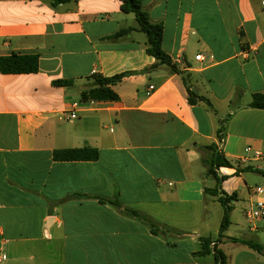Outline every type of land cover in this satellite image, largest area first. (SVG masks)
I'll return each mask as SVG.
<instances>
[{
    "label": "crops",
    "instance_id": "1",
    "mask_svg": "<svg viewBox=\"0 0 264 264\" xmlns=\"http://www.w3.org/2000/svg\"><path fill=\"white\" fill-rule=\"evenodd\" d=\"M53 1L0 0V57L39 56L37 73L0 71V264H214L217 250L228 264H264V219L245 216L264 202V110L249 106L264 93V0H143L182 74L144 72L156 59L120 0ZM123 29L132 30L112 38ZM125 72L112 87L118 101L82 99L93 77ZM184 78L216 112L189 103ZM213 144L233 164L216 170L235 195L220 240L224 207L206 164ZM85 147L98 160H54L55 150ZM114 196L181 236L153 235L97 200ZM202 239L212 253L194 256Z\"/></svg>",
    "mask_w": 264,
    "mask_h": 264
},
{
    "label": "trees",
    "instance_id": "2",
    "mask_svg": "<svg viewBox=\"0 0 264 264\" xmlns=\"http://www.w3.org/2000/svg\"><path fill=\"white\" fill-rule=\"evenodd\" d=\"M73 0H54L53 4H66ZM122 2V11L125 13L134 14L138 24V30L146 34L148 41L147 53L156 59V64L145 70L144 72H149L155 70L158 66H166L171 72L182 74L180 69L173 64L172 59L163 50V37L164 28L163 24L159 22H153L148 14L143 8V0H120ZM132 29H123L117 33L112 38H119ZM0 71L5 75H18V74H34L39 71V56L38 55H16L12 54L10 56L0 57ZM133 74L132 72H125L113 77L105 78L102 76H95L92 79L91 85L82 91V99L84 101L92 100L96 102H115L119 100V96L113 91L112 87L120 83L124 78ZM184 84L188 92V100L191 105H196L198 102H205L210 109L216 112L210 103V101L204 97L197 95L194 90H192L186 83V78L183 79ZM72 81H55V86H71ZM253 109L264 110V93H259L253 95L252 101L249 105ZM221 127L218 130V136L222 138ZM207 149L211 152L209 158L206 160L208 166V175L215 178L217 181L216 187L212 190L213 195L218 197L219 202L224 207V215L220 227V240L223 233L228 229L231 224V213L234 209L231 202L235 200V195L228 196L221 189V184L225 177H219L216 170L222 167L231 168L233 164L228 161L225 157L220 155L217 151L216 146L210 145ZM54 160L58 162H69V161H96L99 158V152L97 149L92 147H85L82 149H65V150H55L53 154ZM264 174V172H263ZM75 199L89 198L87 196L75 195ZM102 204L111 205L116 208L122 215L137 219L141 223L145 224L150 228L153 235L156 236H166L168 234L181 236L178 231L159 227L151 217L139 212L138 210L125 207L120 201L118 196L113 198H98L97 199ZM235 242H240L251 249L262 252V247L251 240L245 239H233ZM201 249L194 256H207L212 253L210 246L212 241L210 239L201 240ZM215 263L214 264H228L227 258L222 251H214Z\"/></svg>",
    "mask_w": 264,
    "mask_h": 264
},
{
    "label": "built area",
    "instance_id": "3",
    "mask_svg": "<svg viewBox=\"0 0 264 264\" xmlns=\"http://www.w3.org/2000/svg\"><path fill=\"white\" fill-rule=\"evenodd\" d=\"M197 61H203L204 57L202 55H198L196 57ZM173 62V61H172ZM177 63H180V61H177ZM175 64V63H174ZM77 109H78V104H73L70 110L66 111L67 119L68 120H75L77 119ZM248 151H251V148L248 149ZM257 157H260V153H256ZM246 158H240V162H244ZM256 192L262 193L263 189L262 188H257ZM246 218L248 219L249 222L253 223L258 220L264 219V202L258 201L255 206L249 208L246 213H245ZM7 259L6 255H0V263L5 261Z\"/></svg>",
    "mask_w": 264,
    "mask_h": 264
},
{
    "label": "rangeland",
    "instance_id": "4",
    "mask_svg": "<svg viewBox=\"0 0 264 264\" xmlns=\"http://www.w3.org/2000/svg\"><path fill=\"white\" fill-rule=\"evenodd\" d=\"M208 258H210V259H211L212 257H208Z\"/></svg>",
    "mask_w": 264,
    "mask_h": 264
}]
</instances>
